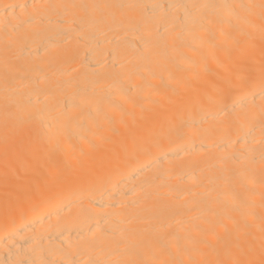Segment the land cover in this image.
Segmentation results:
<instances>
[{"label": "bare ground", "instance_id": "obj_1", "mask_svg": "<svg viewBox=\"0 0 264 264\" xmlns=\"http://www.w3.org/2000/svg\"><path fill=\"white\" fill-rule=\"evenodd\" d=\"M0 264H264V0H0Z\"/></svg>", "mask_w": 264, "mask_h": 264}]
</instances>
